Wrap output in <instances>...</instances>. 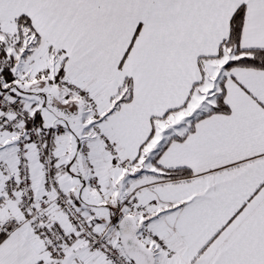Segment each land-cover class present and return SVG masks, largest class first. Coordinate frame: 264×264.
Instances as JSON below:
<instances>
[{
	"label": "snow or ice",
	"instance_id": "snow-or-ice-1",
	"mask_svg": "<svg viewBox=\"0 0 264 264\" xmlns=\"http://www.w3.org/2000/svg\"><path fill=\"white\" fill-rule=\"evenodd\" d=\"M0 264H264V0H0Z\"/></svg>",
	"mask_w": 264,
	"mask_h": 264
}]
</instances>
